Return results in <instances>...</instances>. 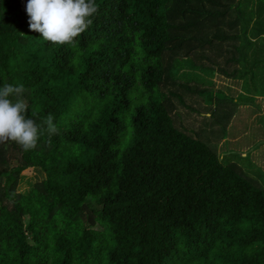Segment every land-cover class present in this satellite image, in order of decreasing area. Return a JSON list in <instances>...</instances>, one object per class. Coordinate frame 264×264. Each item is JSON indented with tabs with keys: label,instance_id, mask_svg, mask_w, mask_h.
<instances>
[{
	"label": "trees",
	"instance_id": "16d2710c",
	"mask_svg": "<svg viewBox=\"0 0 264 264\" xmlns=\"http://www.w3.org/2000/svg\"><path fill=\"white\" fill-rule=\"evenodd\" d=\"M26 3L0 0V86L58 131L0 144V264H264L262 175L218 152L264 96V0H95L72 45L30 32ZM182 64L242 94L181 83Z\"/></svg>",
	"mask_w": 264,
	"mask_h": 264
},
{
	"label": "clouds",
	"instance_id": "9594fccd",
	"mask_svg": "<svg viewBox=\"0 0 264 264\" xmlns=\"http://www.w3.org/2000/svg\"><path fill=\"white\" fill-rule=\"evenodd\" d=\"M25 11L30 32L39 33L52 45H72L92 25L98 5L95 0H27ZM24 92L23 84L0 86V144L12 141L30 151L37 147L39 137L58 129L51 113L43 124L28 115Z\"/></svg>",
	"mask_w": 264,
	"mask_h": 264
},
{
	"label": "rangeland",
	"instance_id": "374dc122",
	"mask_svg": "<svg viewBox=\"0 0 264 264\" xmlns=\"http://www.w3.org/2000/svg\"><path fill=\"white\" fill-rule=\"evenodd\" d=\"M253 25V21L250 22V26ZM261 52V50H258ZM259 52V53H260ZM264 53V52H263ZM187 62V61H186ZM184 62V63H186ZM206 64V63H204ZM208 64V63H207ZM178 79L179 82L181 83H186L189 82L190 85H196L199 88H205L208 87L210 82H212L213 84V88H215L216 90L222 92L220 90L223 89V87H221V85L219 84V78L218 80L216 79V76L213 78V76H211L209 73H203L202 71H192L190 70L189 67H184V65L182 64V66L178 69ZM226 80V79H225ZM229 81V80H228ZM211 87V86H209ZM220 87V88H219ZM226 97H229L228 92L223 91L222 92ZM198 99L200 100V107L204 108L205 110H207L211 105L209 103H207L206 99L202 96H197ZM232 99V98H231ZM236 100V99H234ZM245 102H249V100H244ZM242 106V105H239ZM239 106L237 107V110L235 111V114L233 115V119H231L230 121V125H228L229 127L226 128V134H225V141L228 139H231L232 136L228 135V130L230 129L229 132L233 131V135L235 134H241L244 133L245 131L247 132H251V134H253V136H251L249 133V137H245V138H239L238 140H236L235 142H225V144L223 145V140L220 142V144H218V152L220 151V153L223 155H225L226 159H236L237 162L239 163V165L242 167V169L244 170V172H246L249 176L253 177L254 175H256V172H259L262 175V179H264V171L263 169L256 165V163L253 161V159L251 158V151L256 150L259 146H263L264 145V138L258 143H255L254 146L252 147V149H249V151H247L246 153H242L240 154L241 156L244 154L245 156L240 157L236 156L234 154L237 153L235 151L236 147H240L243 144H245V142L249 139V140H257L258 138H260L261 135L264 136V116L259 114L256 117L253 118V114L254 112L251 111L249 112L248 115H246L245 113H247V110H243V109H239ZM243 106H251V105H243ZM252 107V106H251ZM253 108V107H252ZM254 109L258 110V107H254ZM243 111L245 112L243 114ZM177 112H179L180 114L182 113H186V110H183L182 108H179L177 110ZM191 114L189 112H187V118H190ZM252 119V121L250 120L249 123H247V120ZM233 120V121H232ZM187 124L192 125L193 127L196 125V121L193 119H187ZM184 126V125H183ZM249 129V131L247 130ZM235 155V156H234ZM234 156V158L232 157ZM234 159V160H235ZM45 176L42 172L39 171H35L32 172L31 175H24L19 179V184L17 187V193L26 196L33 188V186L39 182H42L44 180ZM264 182V180H263Z\"/></svg>",
	"mask_w": 264,
	"mask_h": 264
},
{
	"label": "crops",
	"instance_id": "0c3cea01",
	"mask_svg": "<svg viewBox=\"0 0 264 264\" xmlns=\"http://www.w3.org/2000/svg\"><path fill=\"white\" fill-rule=\"evenodd\" d=\"M218 78H219V82H220L219 84L221 85V87H223V89H221L219 87L220 90L222 92L223 91L228 92L229 97H231L232 99H237L242 94V86H243L242 81H237V80L236 81H232V80L228 81V80H225V78L217 75L216 79L218 80ZM254 102L257 105L258 110L257 109L255 110L253 106H252L253 107L252 108L251 106H243V105L239 106V109L247 110V113H245L243 111V114L245 113L246 115H248L249 112L253 111L254 112L253 118L259 114L264 116V96L254 97ZM252 119L250 118L249 120H247V123H249L250 120L252 121ZM247 130L249 131V129H247ZM229 131H230V129L228 130V135L232 136V137H231V139L227 138V140H226L227 142H235L239 138H245L246 136L249 137V134L251 136H253V134H251V132H247V131H245L244 133L235 134V135H233V131L232 132H229ZM263 138H264V136L261 135L260 138H258L257 140H254V141L248 139L245 142V144H243L240 147H236L235 151L237 153H240V154L246 153L247 151H249V149H252V147L254 146L255 143H258V141L260 142ZM226 141L223 140L222 144L224 145ZM250 155H251V158L253 159V161L256 163V165L260 166L264 171V145L259 146L254 151H251ZM242 156L244 157L245 155L243 154ZM263 185H264V182H263Z\"/></svg>",
	"mask_w": 264,
	"mask_h": 264
}]
</instances>
